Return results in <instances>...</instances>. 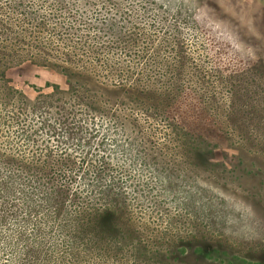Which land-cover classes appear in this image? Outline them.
Wrapping results in <instances>:
<instances>
[{
    "label": "rangeland",
    "instance_id": "obj_1",
    "mask_svg": "<svg viewBox=\"0 0 264 264\" xmlns=\"http://www.w3.org/2000/svg\"><path fill=\"white\" fill-rule=\"evenodd\" d=\"M0 264H264V0H0Z\"/></svg>",
    "mask_w": 264,
    "mask_h": 264
},
{
    "label": "trees",
    "instance_id": "obj_2",
    "mask_svg": "<svg viewBox=\"0 0 264 264\" xmlns=\"http://www.w3.org/2000/svg\"><path fill=\"white\" fill-rule=\"evenodd\" d=\"M112 215H113V213L110 212L107 208H105L104 210L97 211V213H95V215H93V217L96 219L99 218L100 221L101 220L102 221H110L112 218Z\"/></svg>",
    "mask_w": 264,
    "mask_h": 264
}]
</instances>
